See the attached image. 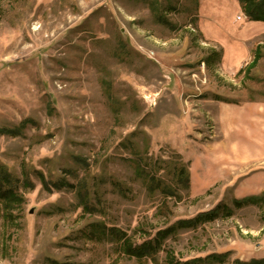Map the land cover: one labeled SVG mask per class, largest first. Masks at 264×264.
Listing matches in <instances>:
<instances>
[{"label": "rangeland", "instance_id": "1", "mask_svg": "<svg viewBox=\"0 0 264 264\" xmlns=\"http://www.w3.org/2000/svg\"><path fill=\"white\" fill-rule=\"evenodd\" d=\"M237 16L227 43L220 25ZM251 22L236 0H0V165L31 184L17 218L0 210V264H142L97 226L133 244L174 226L156 264L166 250L264 259V29ZM180 162V199L136 172L175 190Z\"/></svg>", "mask_w": 264, "mask_h": 264}, {"label": "trees", "instance_id": "2", "mask_svg": "<svg viewBox=\"0 0 264 264\" xmlns=\"http://www.w3.org/2000/svg\"><path fill=\"white\" fill-rule=\"evenodd\" d=\"M243 5L244 12L249 18V20L264 22V0H236ZM175 178H176V189L162 185L160 181L156 180L151 175H146L141 168L137 167V174L139 177H144L147 179L148 189L152 191L160 190V193L163 194L166 198L172 197L180 199L179 189H188L189 188V175L186 169V166L183 162H180L179 167L174 169ZM42 184L45 189L49 190V187L46 185L45 180L42 178ZM30 182L27 179V173H24V182H21L20 179L13 176L6 168L0 165V210L5 221H12L17 218L18 214L13 212L16 208L20 207V204L23 201V196L19 193V190L26 189L30 187ZM85 182L81 183L79 186H71L76 189L77 198L79 200L80 206L85 211H89L90 207V196ZM243 201V199H242ZM236 205H240L241 202H235ZM215 214H204L197 216L192 220L180 221L177 223L179 227H195L199 222L206 221L211 219ZM98 232L101 235L102 239L112 240L114 244L118 246L119 251L123 255L133 258L139 263L148 264L149 262L157 263L158 254L162 251V242L164 238L173 234L176 229L174 226L167 228L163 231H159L156 237L147 242L141 244H133L124 232L117 228H105L102 226H97ZM166 257L163 260V264H227L229 253L223 254H212L204 258H195L187 261H179L172 259L169 256V251L166 250ZM232 264H264V259H251L249 261L235 260Z\"/></svg>", "mask_w": 264, "mask_h": 264}, {"label": "crops", "instance_id": "3", "mask_svg": "<svg viewBox=\"0 0 264 264\" xmlns=\"http://www.w3.org/2000/svg\"><path fill=\"white\" fill-rule=\"evenodd\" d=\"M242 21V20H241ZM236 23H239V21L238 20H236V22H235V20H231V23L230 24H228V25H220V29L223 31V35H222V38H223V40H225L227 43H230V39H229V37H232V35H231V32L233 31V30H235L236 29ZM251 25H255V26H257V27H260V28H262V29H264V23H262V22H257V23H250ZM228 46L230 47V45L228 44ZM231 48V47H230ZM232 49V48H231ZM225 58H226V56H225Z\"/></svg>", "mask_w": 264, "mask_h": 264}, {"label": "built area", "instance_id": "4", "mask_svg": "<svg viewBox=\"0 0 264 264\" xmlns=\"http://www.w3.org/2000/svg\"><path fill=\"white\" fill-rule=\"evenodd\" d=\"M236 20L241 21L242 20V16H237Z\"/></svg>", "mask_w": 264, "mask_h": 264}]
</instances>
